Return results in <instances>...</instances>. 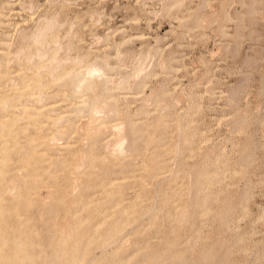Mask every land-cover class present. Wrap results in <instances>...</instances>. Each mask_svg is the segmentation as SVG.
<instances>
[{
  "label": "rangeland",
  "instance_id": "obj_1",
  "mask_svg": "<svg viewBox=\"0 0 264 264\" xmlns=\"http://www.w3.org/2000/svg\"><path fill=\"white\" fill-rule=\"evenodd\" d=\"M178 1L180 4L173 6V0H0V15L3 17H0V53H3L0 55V71L4 76L0 79V90L3 96L12 91L9 81L16 85L32 73L30 64L28 66L11 58L21 53L23 30L29 33L36 29L42 19L57 16L59 23L65 26L61 28L65 33L62 34L61 29L56 33L61 45L59 58L70 59L67 61L69 64L65 62L57 70L61 68L66 72L73 65L76 70H81L82 63L98 59L105 66L104 75L110 79L108 84L101 83L104 80L98 83L97 100L104 104L112 96L118 105L114 110L116 112H110L105 119L110 124L118 121L123 122L124 126L127 122L133 124L132 131H127V125L121 134L114 133L116 136L106 128L93 146L92 140L84 141V134H80L88 117H82L85 114H75L74 117L72 110L62 112L66 108L59 109L63 103L55 105L57 113L64 114L58 126L70 124L65 133L56 135V146L77 143L73 145L78 155L75 154L79 156L77 159L80 160L82 155L87 156L86 151L91 150L105 161L101 164L96 160L92 172L76 181L66 173H58L49 181L42 176L41 184L35 190L24 189L27 194H34L25 207L15 212L14 217L17 216L15 219L20 223L16 226L18 231L15 229L14 232L30 231L35 243L28 253L32 254L33 260L37 258L38 264H51L48 261L52 245L60 235H57L58 231L63 235L62 232H69L70 227L74 230L67 233L69 237L75 232L73 238L81 240L83 234L85 240V243L82 242L83 238L77 242L78 247L84 243L85 251L78 264H264V0ZM171 3L173 5L169 8ZM95 18L100 19L99 23L93 24ZM68 25H73L70 31L72 37L70 33L64 37L69 30ZM62 35L64 38H61ZM27 51L33 53L35 49L31 47L26 50L29 54ZM81 55L84 58L82 65L73 64L72 59ZM61 71L57 73L62 75ZM55 73L51 75L45 68L41 71L48 96H43L39 105L61 100L63 91L71 95L70 84L64 85V77L53 82L52 76L57 75ZM121 78L127 81L124 90L115 88L123 80ZM137 79L141 81L138 87L135 85ZM75 95L67 103L70 100L75 103L80 101L77 103L79 105L85 99L92 103L90 92H84L83 97ZM24 98L18 96L16 100L8 102L6 108L0 109V119L16 110L14 104L17 101L26 102ZM152 121L158 124L151 125ZM6 123L18 132L24 124L22 120L13 122V119ZM74 129L78 134L72 133ZM52 130L54 132L55 128ZM190 132H193V136ZM110 137L113 139L105 150L103 141ZM19 142L20 147L25 146L22 135ZM120 143L122 151L118 148ZM81 144L84 145L82 148ZM191 144L194 146L191 147ZM60 152L62 154L59 156L65 162L62 164L67 163V167H72L74 158L67 152ZM79 152H82L81 156ZM59 156H52V162H59ZM7 157L15 161H18V157L25 160L27 154L25 149L24 153L17 154L9 151ZM90 162H87V166L91 165ZM147 164L155 166L152 169ZM47 165L43 161L37 163L39 167ZM60 168V165L54 166V169ZM87 169H82V172ZM214 171L217 172L216 178ZM20 173V177L9 184L12 187L11 183L15 181L16 186L12 187L14 193L23 191L25 182H31V178H23L26 175L23 171ZM45 180L49 186L45 185ZM109 180H115L116 191L110 189L103 194L102 188ZM73 181L76 185L77 181L78 185H82L78 186L77 194H74L77 186ZM48 187L54 191L49 199ZM70 188L74 190L75 200L71 198ZM38 193L42 194L40 200ZM16 198L12 201L15 202ZM42 199L44 203L46 201L45 204L41 202ZM71 200L72 205H69ZM12 201L5 203L11 205L14 203ZM74 202L78 203L76 209L72 207ZM91 202H94L93 207ZM99 203L98 211L94 209L96 216L92 219L87 213L86 217L87 209L95 208ZM66 208L64 215L68 212L70 220L69 215H63ZM68 208H73L70 210L72 214ZM91 212L90 215L95 214L93 210ZM181 212L187 216H181ZM25 216L31 217L30 221L23 219ZM39 216H43L40 217L43 220ZM72 217L75 223L71 221ZM63 218L71 224L65 225L67 223ZM78 218L82 220L81 223H77ZM58 219L65 223L63 227L69 226L66 228L68 231H64ZM117 219L124 221L126 227L119 231L121 233L112 234L111 238L106 236L109 242L101 246V235L112 232ZM103 221L106 223L103 224ZM109 222H113V226ZM57 225L62 229L59 226L56 228Z\"/></svg>",
  "mask_w": 264,
  "mask_h": 264
},
{
  "label": "bare ground",
  "instance_id": "obj_2",
  "mask_svg": "<svg viewBox=\"0 0 264 264\" xmlns=\"http://www.w3.org/2000/svg\"><path fill=\"white\" fill-rule=\"evenodd\" d=\"M23 3V2H22ZM175 3V5H173ZM3 4V3H2ZM173 4L171 3V5L169 6V8L170 7H172V5L173 6H176L177 4H180L179 3V1L178 0H173ZM25 5V4H24ZM144 5V4H143ZM29 7V6H28ZM27 7V8H28ZM31 7V6H30ZM165 7V6H164ZM21 8H23V5L21 6ZM32 10V9H31ZM9 12V11H8ZM31 14V13H30ZM98 15H100V14H98ZM54 16V15H53ZM101 16V15H100ZM0 17L3 19V17H2V15H0ZM55 17V16H54ZM54 17H52V18H44V19H42L41 20V23H40V20H39V25H37V27H36V29H33V30H35L34 32H30L29 30V33H27V31L25 30H23V32L21 33L22 35H21V37H20V39H21V42L20 43H22V45H23V47L20 49V52L21 53H19V55H15V57H12L11 56V58H14V61H16V62H23V63H26V64H28V66H29V64L31 65L30 66V70L32 71V73H30V74H28V76H26V80H23V81H19L20 83H17V81H16V85L14 84V85H12L14 82L11 80V81H9V84L12 86V88H11V92H10V94L9 95H5V96H3V91L2 90H0V109L2 110V109H4V108H6V106H8V102H10V101H12V100H16V98L18 97V96H21V97H23V96H25V100H26V102H20V101H17L16 102V104H14V108L16 109H14L15 111H11V112H9V113H7L6 115H4L3 116V118H1L0 119V264H38L37 263V258L36 259H34L33 260V256H32V254L31 255H29V248L31 247V246H33V244L35 243V241H34V239H32L31 238V236H30V231H28V232H24V233H21V232H18V233H16L18 230L16 229V226L18 225V223H20L18 220H16L15 218H17V216H15L14 217V214H15V212L18 210V209H20V208H22V207H25L26 206V204H27V202H28V200H29V198H30V196L32 195V194H34V193H30V194H27V192L26 191H24V189L25 190H31V189H33V190H35L36 188H37V185L38 184H41V177L42 176H45L46 178H47V181H49V180H51V179H53L54 177H56L57 176V174L58 173H66V174H68L69 176H71V178H73V180L74 181H76V179L78 180V179H80V177L81 176H83V175H89L91 172H92V168H94V166H96V165H93V164H96V163H94V162H96V160H99L100 162H98V163H101L102 164V162H103V160L105 161V159H103V158H101L100 159V156L98 157V156H95L94 155V153L90 150L89 152L88 151H86V155L87 156H83L82 155V157L80 158V160L79 159H77L79 156H77L78 155V153L76 152V149H73L74 147H73V145H76V144H64V145H61V146H56V144L54 143V141H55V139L57 138L56 137V135L57 134H61V133H65L67 130H66V128H68V126L70 125V124H64V125H62V124H60L61 126L59 127L58 126V124L59 123H61L62 121H63V119H64V117L62 116V115H64V114H62V112H67V111H69V110H72L73 112H75L74 113V117H75V114H76V116H79V114H85V116L83 115L82 117H88L86 120L87 121H85L84 123H85V125L83 126V128H82V131H81V133L80 134H84V141H86V139H90V140H92V144L91 145H93L94 146V142L97 140V138H99V136H101L102 134V132H104V130L107 128L108 129V131H109V129H111L112 131H113V134L115 133V134H121L122 133V131L124 130V128H127V125H128V127H129V129H127V131L129 130V131H132V127H133V124H131L130 122H129V124H128V122L127 121H129V120H127L126 122H127V125H125L124 126V124H123V122L121 123V122H117L116 124H114V123H112V124H110L106 119L108 118V116H107V114H109L110 115V112H113V113H115L114 112V110L116 109V107L118 106L117 105V103H116V99H114V97H112V96H110V98H109V100L108 99H106L105 101H104V104H102V103H99L98 102V100H97V98H98V95L96 94V91H97V88H99V86H98V83L99 82H101L102 80H104V81H102L101 83H103V84H108V80L110 79L109 77V79H107L106 78V76L104 75L105 73H104V71H105V66H103V65H101L100 63H99V61H98V59H95V60H92V62H87L86 64L85 63H82V64H84V65H82L81 64V61H82V59H84L83 57H82V55L79 57H75V58H73L72 59V62H73V64H77V65H79V64H81L82 66L80 67V69L81 70H76L75 68H73L75 65H73V67H72V69H70L69 71H61L62 69L60 68L59 70H57V68H59L60 66L62 67V64H64L65 62H67V61H70V59H68V58H59L60 57V55H59V52H60V50H61V45H60V41L58 42V40H60V38L58 39V36L56 35V33L57 32H60L59 30L63 27V24H61V22L59 23V20L57 19V16H56V18H54ZM93 17H94V15H93ZM92 16H91V18H93ZM97 18H98V16H97ZM99 18H101V17H99ZM96 19V18H95ZM99 21H100V19H96V20H94V22H93V24H95V22H97V23H99ZM68 22V21H67ZM0 23H2L1 21H0ZM65 23V22H64ZM96 23V24H97ZM37 24V23H36ZM66 24V23H65ZM16 25H18V24H16ZM15 25V26H16ZM73 26V25H72ZM70 27V25H68V31L66 32V34H64V37H65V35L67 36L69 33H70V31H71V28H73V27ZM65 27V26H64ZM63 27V28H64ZM62 30V29H61ZM20 31H21V29H20ZM66 31V30H65ZM74 31V30H73ZM63 30H62V34H63ZM65 33V32H64ZM76 33V32H75ZM74 33V35H76ZM105 33H108V32H105ZM60 34V33H59ZM71 34V33H70ZM71 37H72V34L70 35ZM63 37V35H62V37L61 38H64ZM70 37V38H71ZM105 37V36H104ZM141 37V36H140ZM74 38V37H73ZM73 38H71V39H73ZM145 38V37H144ZM2 39H6V38H2ZM75 39V38H74ZM73 39V40H74ZM159 39V38H158ZM104 40V39H103ZM70 41V40H69ZM105 41V40H104ZM159 40H157V42H158ZM62 42V41H61ZM71 42V41H70ZM70 42H69V44H70ZM99 43H100V39H99ZM101 44V43H100ZM71 45V44H70ZM31 47H34V49H35V51H33V53H30V51H27L29 54H27L26 53V50H29ZM70 48H71V46H70ZM116 49V48H115ZM68 50H70V49H68ZM155 51V50H154ZM153 51V52H154ZM18 52V51H17ZM87 52V51H86ZM3 53H0V55H2ZM20 54H21V56H20ZM154 55V54H153ZM152 55V56H153ZM150 56V55H149ZM2 57V56H1ZM0 57V58H1ZM111 57V56H110ZM117 58V57H116ZM119 58V57H118ZM147 58V57H146ZM2 59V58H1ZM89 59V58H88ZM141 59V58H140ZM158 59V58H157ZM10 60V59H9ZM11 60H13V59H11ZM144 60V59H143ZM149 60H153V59H149ZM7 61H8V59H7ZM13 61V62H14ZM142 61V60H141ZM140 61V62H141ZM150 62V61H149ZM68 63V62H67ZM143 63V62H142ZM154 63V62H153ZM44 64H46V66L44 65ZM69 64V63H68ZM70 64H72V63H70ZM161 64V63H160ZM2 65V61H0V66ZM54 65V66H53ZM141 65V64H140ZM64 66V65H63ZM161 66V65H160ZM164 66V65H163ZM162 66V68H164ZM137 67H139V66H137ZM44 68H45V71H47L49 74H51L52 75V73L54 74V72H58V71H61V74L62 75H59L58 73H60V72H58L57 73V75L56 76H52L53 78H52V80H53V82H54V80H62L63 79V77H64V85L66 84V83H69L70 84V90H69V92L71 93V95H66V93L63 91L62 92V99L61 100H59V101H56L54 104L53 103H51V102H49L48 104H42V105H39L38 104V102H40V100L41 99H44V97L45 96H48V94H47V92L44 90V88H45V84L44 83H42V76H41V71H43L44 70ZM142 68V67H141ZM43 69V70H42ZM138 69V68H137ZM28 70H29V68H28ZM67 70V69H66ZM138 70H140V69H138ZM144 70V69H143ZM175 71V70H174ZM136 72H138V71H136ZM136 72H133V73H136ZM148 72V71H147ZM55 73V74H56ZM107 73V72H106ZM3 74V71H0V79L1 78H4V76L2 75ZM144 74H145V72H144ZM144 74H143V76H144ZM147 74V73H146ZM133 75V74H132ZM137 75V74H136ZM58 76V77H57ZM131 76V75H130ZM140 76V75H139ZM145 76H147V75H145ZM125 77V76H124ZM128 77V76H127ZM127 77H126V79H127ZM130 78H132V76L130 77ZM141 78V77H140ZM121 79H123V78H121ZM129 79V78H128ZM136 79V78H135ZM142 79H144V78H142ZM146 79V78H145ZM138 80V79H137ZM137 80H135L136 82H135V85H136V87H138L137 85L138 84H140V82L141 81H139L138 83H137ZM112 81V80H111ZM129 81V80H128ZM62 82V83H63ZM12 83V84H11ZM100 83V84H101ZM127 83V81L125 80V79H123V80H120V83H117V87H115V88H120V90L121 89H125V85H127L126 84ZM137 83V84H136ZM18 84H20V85H18ZM57 85V84H56ZM62 85V84H61ZM63 85V86H64ZM67 86V85H66ZM65 86V87H66ZM106 86V85H105ZM114 86V85H113ZM135 87V88H136ZM140 87V86H139ZM142 87V86H141ZM145 87V86H144ZM162 87V86H161ZM105 89L109 92H112L111 91V89H109V88H107V87H105ZM128 89V88H127ZM161 89V88H160ZM116 90H118V89H116ZM129 90V89H128ZM134 90V89H133ZM127 91V90H126ZM130 91V90H129ZM135 91V90H134ZM67 92V91H66ZM84 92H90L91 93V95L93 96L91 99H92V103H88L87 101H85V100H83V104H79V105H77V103H79V102H77V103H75L73 100H70V102H68L67 103V101L69 100V99H71V98H73V95L74 96H76L75 94H79L80 96L79 97H83V94H84ZM98 92V91H97ZM18 93L20 94V95H18ZM126 93V92H125ZM129 93H131V92H129ZM134 93V92H133ZM166 93V92H165ZM45 94V95H44ZM136 94V93H135ZM141 94V93H140ZM10 95H13V97H12V99L11 98H9V96ZM90 95V94H89ZM131 95V94H130ZM44 96V97H43ZM102 96V95H101ZM133 96V95H132ZM141 96V95H140ZM156 96V95H155ZM103 97V96H102ZM131 97V96H130ZM138 97H139V95H138ZM148 97V96H147ZM188 97H191V96H188ZM134 98V97H133ZM153 98V97H152ZM75 99V98H74ZM124 99H125V97H124ZM145 99V98H144ZM144 99H142L143 101H145ZM77 100H79V99H77ZM147 100H149V99H147ZM151 100V99H150ZM153 100V99H152ZM151 100V101H152ZM101 101H103L102 99H101ZM31 102V103H30ZM125 102V101H124ZM147 102V101H146ZM160 102V101H159ZM61 103H63L62 104V106H60V108L59 109H65L66 108V110H63L61 113H57V110L56 109H54V107H55V105L56 106H58V105H60ZM99 103V104H98ZM144 103V102H143ZM174 103V102H173ZM102 105V106H98V105ZM160 106V105H159ZM127 107V106H126ZM165 107V106H164ZM158 108V107H157ZM130 109V108H129ZM138 109V108H137ZM168 110V109H167ZM72 112V113H73ZM122 112V111H121ZM102 113H104L103 114V116H102ZM123 113H125V112H123ZM112 114V113H111ZM127 114V113H126ZM114 115H116V114H114ZM114 115H113V117H114ZM142 115H144V114H142ZM160 116V115H159ZM158 116V117H159ZM112 117V116H111ZM163 117V116H162ZM106 118V119H105ZM160 118V117H159ZM165 118V117H164ZM13 119V122H15L16 120L18 121V120H22L23 122H24V124H23V127H22V129H21V131L20 132H18V130L17 129H15V128H13V126L12 125H9V124H7L6 122L8 121H10L11 122V120ZM85 119V118H84ZM102 119V121L100 122V121H98L97 122V120H101ZM161 119V118H160ZM163 119V118H162ZM155 120V119H154ZM153 120V121H154ZM157 120V119H156ZM153 121L152 122H150L151 123V125L152 124H154L153 123ZM158 121V120H157ZM157 121H156V123L154 124L155 126L158 124L157 123ZM160 121V120H159ZM131 122H132V120H131ZM136 122V121H135ZM96 123H98V124H96ZM110 124V125H109ZM160 124V123H159ZM53 128H55V131L54 132H51V130L53 129ZM79 130V129H78ZM111 130L109 131V133L111 132ZM153 130V129H152ZM53 131V130H52ZM128 131V132H129ZM28 132H30V133H28ZM72 133H77L78 134V131H77V129H74L73 131H72ZM134 133V132H133ZM132 133V135H135V134H133ZM191 134L193 133V132H190ZM101 134V135H100ZM104 134V133H103ZM107 134V133H106ZM113 134H111V136L113 135ZM114 134V135H115ZM131 134V133H130ZM189 134V133H188ZM196 133H194V135H195ZM22 135V137H24L25 138V146H23L22 145V147H20V145H19V137ZM105 135V134H104ZM31 136H34V137H31ZM83 136V135H82ZM103 136V135H102ZM116 136V135H115ZM130 136V135H129ZM186 135H184V137H185ZM191 136H193V134L191 135ZM196 136V135H195ZM195 136L193 137V139H195ZM60 137V136H59ZM121 137H125V136H121ZM189 137H190V134H189ZM127 138H128V136H127ZM187 138V137H186ZM109 139V140H108ZM107 139V141H103L104 142V144H102V147H103V149H104V147H105V150H106V148L108 147V144L109 143H111V139H113V137H110V138H108ZM125 139H126V137H125ZM133 139V138H132ZM131 139V140H132ZM188 139V138H187ZM186 139V140H187ZM82 140V143L84 142ZM111 140V141H110ZM124 140V139H123ZM190 140V139H189ZM102 141V140H101ZM110 141V142H109ZM126 141V140H125ZM154 141V140H153ZM204 141V140H203ZM190 142H191V140H190ZM190 142H189V144H190ZM193 142H195L194 140H193ZM85 143V142H84ZM83 143V144H84ZM158 143V142H157ZM187 143V142H186ZM185 143V144H186ZM192 143V142H191ZM98 144H100V142L98 143ZM82 145V144H81ZM85 145V144H84ZM84 145H82L81 146V148L84 146ZM130 145V144H129ZM157 145V144H156ZM187 145V144H186ZM80 146V145H79ZM87 146V145H86ZM113 146H115V145H113ZM119 146V147H118ZM117 147L119 148V150L120 151H122L123 150V148L121 147L122 146V144L120 143L119 145H118ZM124 146V145H123ZM188 146V145H187ZM192 146H194L193 144H191V147ZM88 147H90V146H88ZM100 147V146H99ZM125 147V146H124ZM127 147V146H126ZM125 147V148H126ZM129 148H130V146H128ZM161 147V146H160ZM190 147V146H189ZM199 147V146H198ZM25 149V151H26V154H27V157H25L24 159L25 160H20V157H18V158H16V159H18V161H15V159L14 158H9V157H7V153L9 152V151H12V152H15L16 154H17V152H20V153H24V149ZM78 148V147H77ZM81 148H79V151H81ZM86 148V147H85ZM93 148H95V147H93ZM156 148V147H155ZM174 149V148H173ZM83 150V149H82ZM86 150V149H85ZM129 151H130V149H128ZM163 150V149H162ZM170 150V149H169ZM175 150V149H174ZM60 151H63V152H67L68 154H70L71 155V158H74L72 161H74L73 163H75L72 167H71V165H70V167H67V163L66 164H62V163H65L64 162V160L62 159V157H60L59 155H61L62 153L60 152ZM104 151V150H103ZM127 151V150H126ZM128 151V152H129ZM90 152H92V153H90ZM165 152H166V150H165ZM75 153H77V155L75 154ZM81 153L82 152H79V155L81 156ZM88 153V154H87ZM121 153V152H120ZM125 153V152H124ZM168 153V152H167ZM84 154V153H83ZM84 154V155H85ZM130 154V153H129ZM128 154V155H129ZM59 156V158H58V161L59 162H52V156ZM124 155V154H123ZM77 156V157H76ZM102 156V155H101ZM52 157V158H51ZM76 158V159H75ZM88 158H90V161H91V158H95V160L93 161V159H92V161L90 162V161H88ZM114 158H115V156H114ZM210 158V157H209ZM216 158H218V157H216ZM110 159V158H109ZM151 159V158H150ZM78 160H79V162H78ZM87 160V161H86ZM119 160V159H118ZM121 160V159H120ZM119 160V161H120ZM40 161H43V162H45V163H48V165L47 166H41V167H39V166H37V163L38 162H40ZM76 161L78 162V163H76ZM87 162H90L91 163V165L90 166H87L89 163H87ZM93 162V163H92ZM162 162V161H161ZM87 163V164H86ZM106 163V162H105ZM108 163H111V162H108ZM124 163H126V162H124ZM163 163V162H162ZM215 163H216V161H215ZM100 164V165H101ZM113 164H115V163H113ZM118 164V163H117ZM142 164V163H141ZM155 164V163H154ZM16 165V166H15ZM56 165H60L61 166V168L59 169V170H57V169H54V166H56ZM122 165V164H121ZM153 165V164H152ZM163 165V164H162ZM220 165V164H219ZM218 165V166H219ZM123 166H125V165H123ZM146 166V165H145ZM147 166H150V167H152V169H153V166H155V165H153V166H151V164H147ZM217 166V167H218ZM163 167V166H162ZM86 168H88L87 169V171H84V172H82V169H86ZM149 168V167H148ZM154 168H156V167H154ZM163 169V168H162ZM213 169H215V168H213ZM212 169V170H213ZM148 170V169H147ZM21 171H23L26 175L25 176H23V178H25V177H29V178H31V182L28 184V183H26L25 182V184H23V191H20V192H15L14 193V189H12V187L13 186H16V185H14L15 184V181L17 180V178L18 177H20V175H21ZM94 171V170H93ZM149 171L150 172H152L151 171V169H149ZM208 171V170H207ZM217 171V170H216ZM218 171H219V169H218ZM221 171H223V170H221ZM213 172V171H212ZM215 172V171H214ZM224 172V171H223ZM216 173L217 172H215V178H216ZM149 174V173H148ZM155 176H157V175H155ZM154 176V177H155ZM219 176H221L220 175V173H219ZM202 177V176H201ZM212 177V176H211ZM16 179V180H15ZM49 179V180H48ZM12 180H15V181H13L14 183H11V184H13V186L11 187V185H9L10 184V182L12 181ZM124 180H126V179H124ZM219 180V179H218ZM221 180V179H220ZM46 181V180H45ZM44 181V182H45ZM45 182L46 184V186H47V184H48V182ZM72 181V180H71ZM73 181V182H74ZM115 180H109L107 183H105V185H104V187L102 188L103 190H102V193L103 194H107L109 191H111L110 189H113V191H116V190H114V188H115V186H117V184H115V182H114ZM203 181H204V178H203ZM205 182H206V180H205ZM208 182V181H207ZM206 182V185L208 184ZM211 182V181H210ZM209 182V183H210ZM214 182H215V180H214ZM217 182V181H216ZM76 182H74V184H75ZM78 183H79V181H77V187L76 188H78V186H82V185H78ZM18 184V183H17ZM71 184H72V182H71ZM104 184V183H103ZM212 184H215V183H212ZM211 184V185H212ZM217 184H220V183H218L217 182ZM44 185V186H45ZM52 185V184H51ZM50 185V186H51ZM73 185V184H72ZM209 185V184H208ZM216 185V184H215ZM43 186V185H42ZM48 186H49V184H48ZM204 186V185H203ZM69 187H71V186H69ZM73 188H74V185L72 186ZM85 187V186H84ZM49 188V187H48ZM73 188L71 189V190H73ZM74 189V190H76L77 192H75L74 194H77L78 193V190H79V188L78 189ZM43 189V188H42ZM45 189V188H44ZM51 188H49V189H47V190H50ZM53 189V188H52ZM14 190V191H13ZM38 190V189H37ZM66 190H67V188H66ZM69 191V192H74V190L73 191ZM83 190V189H82ZM85 190V189H84ZM142 190V189H141ZM81 191V190H80ZM39 192V191H38ZM41 193V192H40ZM45 193H47V191L45 192ZM68 193V192H67ZM117 193V192H116ZM199 193H201V192H199ZM15 194H17V195H15ZM52 194H54V191L53 190H50V191H48V199H49V195H52ZM113 194H115V193H113ZM15 196H17V198H16V203L14 202V201H12L13 199H14V197ZM42 195V194H41ZM41 195H39V193H38V197L40 196L41 197ZM44 195V194H43ZM204 195V194H203ZM206 195V194H205ZM210 195V194H209ZM47 196H46V198H45V200H47ZM67 196H68V194H67ZM69 196H71V194H69ZM76 196V195H75ZM74 196V197H75ZM78 196V195H77ZM113 196V195H112ZM38 197H36V199L35 200H37L38 199ZM40 197H39V199L38 200H40ZM45 197V196H44ZM44 197H43V199H44ZM73 197V193H72V196H71V198ZM73 197V199L75 200V198ZM190 197V196H189ZM207 196H205V198H206ZM209 197V196H208ZM207 197V198H208ZM70 197H69V200L71 199ZM79 198H80V196H79ZM43 199L41 200V202L42 203H44V201H43ZM72 199V200H73ZM76 199H78V197L76 198ZM12 201V202H14L13 204H11V205H9V203H5L6 201ZM72 200L71 201H69V203L70 202H72ZM73 200V201H74ZM190 200V198L188 199V201ZM192 200V199H191ZM207 200V199H206ZM78 201V200H77ZM76 201V202H77ZM96 201V200H95ZM98 201V200H97ZM100 201V200H99ZM108 201H109V199H108ZM11 202V203H12ZM191 202V201H190ZM189 202V203H190ZM41 203V204H42ZM45 203H46V201H45ZM44 203V204H45ZM86 203V202H85ZM90 203V202H89ZM92 203V202H91ZM94 203V202H93ZM93 203H92V207H93ZM108 203V202H107ZM191 203H193V202H191ZM78 204V203H77ZM75 202L73 203V206L72 207H75V205H77ZM87 204V203H86ZM187 204V203H186ZM186 204H185V206H186ZM69 205H72L71 203L69 204ZM85 205V204H84ZM98 205V208H96V206ZM96 206H95V208H91V207H89V209H87V210H89L88 212L86 211V214L88 213L89 214V216H92V219H93V217H94V215L96 216V213L94 212V209H96V211H98V209H99V205H100V203L99 204H97ZM102 205V204H101ZM106 205V204H105ZM190 205V204H189ZM67 207H68V205H67ZM103 207H104V205H103ZM114 207V206H113ZM113 207L111 208V209H113ZM187 207H188V205H187ZM190 207V206H189ZM191 207H193V206H191ZM70 208H71V206H70ZM70 208H68L69 210V213H70V210H72V209H70ZM77 207H75V209H76ZM78 208H79V205H78ZM101 208V207H100ZM118 208V207H117ZM80 209V208H79ZM187 208H185V210H186ZM90 210L92 211L93 210V212L95 213V214H93V215H90V214H92V212L91 213H89L90 212ZM115 210V209H114ZM191 210V209H190ZM65 211H67V208L64 210V213H63V215L65 214ZM83 211V210H82ZM119 211V210H118ZM186 211H189L188 209L186 210ZM184 212V213H187V212ZM227 211V210H226ZM76 212H78L77 210H76ZM111 212H113V211H111ZM115 212H117V211H115ZM123 212V211H122ZM183 212V211H182ZM181 212V216L184 214V213H182ZM230 212V211H229ZM84 213V212H83ZM98 213V212H97ZM125 212H123V214H124ZM226 213V212H225ZM43 214V213H42ZM41 213H40V215H42ZM70 214H72V213H70ZM88 214L86 215V217H88ZM114 214V213H113ZM224 214V213H223ZM66 215H69L68 214V212L66 213ZM66 215H64V216H66ZM84 215V214H83ZM83 215H81V217L83 216ZM98 215V214H97ZM110 215V214H109ZM184 215H186V214H184ZM183 215V216H184ZM227 215V214H226ZM85 216V215H84ZM187 216V215H186ZM12 217H14V221H13V223H12V226L10 225V222H11V219H12ZM40 217H43V216H39V218ZM63 217V216H62ZM109 217V216H108ZM21 218V217H20ZM29 218H31V217H29ZM29 218H26V216L23 218V219H29ZM67 218V219H66ZM66 218H63L64 220L66 219V220H68V216L66 217ZM116 217L114 216V219H115ZM117 218H118V216H117ZM121 218V217H120ZM120 218H118V219H120ZM183 218V217H182ZM41 220H43L42 218H40ZM83 219V218H82ZM86 219V218H85ZM118 219H117V221H115V225L116 226H114V229L112 230V232H110V233H105L106 231L104 230V233L105 234H103V235H101V238H102V240H101V244H99V247L101 248V246H103V244L104 245H106V243H108L109 242V238L108 239H105V237L107 236V237H110L112 234H115V233H118L120 230H122L123 228H125L126 227V225H125V222L124 221H122V222H120V220L118 221ZM54 220V219H53ZM59 221H61V223H62V220L61 219H58ZM65 220V222L67 223L68 221H66ZM69 220H70V215H69ZM72 220H74V218L72 217V219H71V221ZM78 220V222L77 223H81V221L82 220H80V218H78L77 219ZM104 220V219H103ZM29 221H30V219H29ZM58 221V222H59ZM26 222L27 223H29L27 220H26ZM58 222H57V224H58ZM74 223H75V220L73 221ZM104 222V221H103ZM102 222V223H103ZM111 222V221H110ZM109 222V223H110ZM33 223V222H32ZM106 222H104L103 224H105ZM25 224V223H24ZM55 224V223H54ZM65 223L63 222L61 225H62V227L63 226H65V225H68V224H71V222L70 223H67V224H65ZM111 224H113V222L112 223H110V225ZM76 225V224H75ZM110 225H109V227H110ZM58 226L59 225H57V226H55L56 228H58ZM71 226H73V225H71ZM89 226V225H88ZM111 226H113V225H111ZM125 226V227H124ZM18 227H20V225L18 226ZM36 227V226H35ZM55 227L53 226V228L55 229ZM62 227H60L59 226V228H61L62 229ZM69 228V226H66V227H63L64 228V231H65V229L66 228ZM75 227V226H74ZM108 227V226H107ZM107 227H105V228H107ZM108 227V228H109ZM22 228H23V226H22ZM45 228V227H44ZM52 228V229H53ZM112 228V227H111ZM15 229L17 230L16 232H14L15 231ZM60 229V232H62V230ZM104 229V228H103ZM103 229H101L102 231H103ZM129 229V228H128ZM29 230V229H28ZM36 230V229H35ZM67 230V229H66ZM72 230H74V229H72V227H70V231L69 232H67L68 234L72 231ZM76 230H77V228H76ZM75 230V231H76ZM91 230V229H90ZM90 230H88L89 232H90ZM19 231H20V229H19ZM37 231V230H36ZM36 231H35V234H37L36 233ZM68 231V230H67ZM92 231V230H91ZM98 231H99V229H98ZM33 232V231H32ZM66 232V231H65ZM64 232V233H65ZM63 232H62V234L63 235H61V233H59V231H58V234L57 235H59V237H58V240L56 239V242L52 245V254H51V257H50V259L48 258V256L46 257V258H48L49 259V261L48 262H50L51 264H78V263H80V261L82 260V257H83V255H84V253H85V251H84V248H83V246L82 245H84V238H83V234H82V238H83V240H82V238H81V240H82V242H84L82 245H81V247H78L77 246V242L80 240V239H78V241L75 239V238H73L72 237V235L73 234H75V232L74 233H72V235H71V237H69L70 235H68L67 233H65L66 234V236H65V234H64ZM93 233V232H92ZM92 233H90V234H92ZM119 233H121V232H119ZM99 234V233H98ZM122 234H124V233H122ZM33 235H34V233H33ZM68 235V236H67ZM85 235V234H84ZM36 236V235H35ZM117 236V235H116ZM115 236V237H116ZM122 236V235H121ZM84 237H86V236H84ZM95 238V237H94ZM111 238V237H110ZM120 238V237H119ZM118 239V238H117ZM81 240H80V242H81ZM113 241V240H112ZM117 241V240H116ZM92 242V241H91ZM94 242V241H93ZM110 242H111V240H110ZM118 242V241H117ZM95 243V242H94ZM112 243V242H111ZM96 245H97V243H95ZM113 244H114V242H113ZM112 244V245H113ZM101 245V246H100ZM109 245V244H108ZM39 246V245H38ZM38 246H37V248H38ZM46 246H47V244H46ZM109 246H111V244L109 245ZM35 247H36V244H35ZM104 247V246H103ZM102 247V248H103ZM34 248V247H33ZM51 248V247H50ZM101 248V249H102ZM41 248H39V250H40ZM90 250H91V248H90ZM101 253H103L102 251H101ZM109 253V252H108ZM37 255L39 256V253L38 254H36V257H37ZM99 256V255H98ZM91 258V257H90ZM90 258H88V259H90ZM91 259H93V258H91ZM90 259V260H91ZM44 260V259H43ZM93 261V260H92ZM164 261H166V260H164ZM48 262H46V263H48ZM117 262V261H116ZM39 263H41V260H40V262ZM86 263V262H85ZM96 263V262H95ZM124 263V262H123ZM41 264H43V263H41ZM86 264H88V263H86ZM90 264H92V263H90ZM94 264V263H93ZM109 264V263H108ZM119 264H122V263H119ZM158 264V263H157Z\"/></svg>",
  "mask_w": 264,
  "mask_h": 264
}]
</instances>
